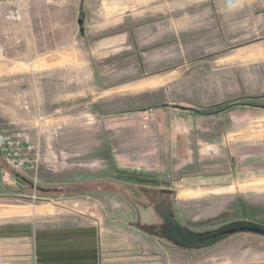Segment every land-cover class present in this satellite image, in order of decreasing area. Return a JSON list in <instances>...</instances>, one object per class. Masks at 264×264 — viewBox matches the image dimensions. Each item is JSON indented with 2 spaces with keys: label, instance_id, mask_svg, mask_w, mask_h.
<instances>
[{
  "label": "rangeland",
  "instance_id": "rangeland-1",
  "mask_svg": "<svg viewBox=\"0 0 264 264\" xmlns=\"http://www.w3.org/2000/svg\"><path fill=\"white\" fill-rule=\"evenodd\" d=\"M220 1L0 0V10L14 22L0 36V127L23 131L32 146L22 171L11 170L0 157V253L28 239L35 256L31 264H66L53 256L36 259L37 251L50 252L45 246L55 241L65 256L72 247L61 242L77 240L73 254L82 260L79 264H264L260 233L223 234L193 248L181 247L173 238L175 225L212 236L247 219L264 227V167L242 171L230 187L192 191L185 198H175L166 188L168 209L154 194L147 198L135 190L133 173L141 170L155 180L145 186L164 188L161 175L139 164L141 153L156 145L153 125L162 124L166 116L193 105L202 113L220 112L247 96L243 103L254 105L246 104L249 109L264 108V62L225 64L228 54L264 48V30L231 40L226 23L220 22L212 34L216 39H209L210 28L201 24L204 37L196 40L188 32L179 35L172 23L162 26L163 18L174 22L183 12L204 5L221 15ZM250 10L264 18V8ZM56 24L59 38L54 36ZM148 28L153 34L147 35ZM164 31L172 37L167 33L166 39L147 42ZM230 33L237 34L233 29ZM102 41L109 45L102 48ZM239 47L245 49L237 51ZM154 80L157 84L143 83ZM222 99L237 102L212 106ZM263 122L250 119L248 125L259 130ZM13 171L32 186L15 178ZM110 181L124 195L88 189L49 197L35 191V185L101 187ZM74 195L90 196L96 214H102V257L95 225L96 235L95 230L52 233L58 225L88 223L67 212L68 204L58 207L63 197ZM88 242L92 253H79L90 247L85 246Z\"/></svg>",
  "mask_w": 264,
  "mask_h": 264
},
{
  "label": "crops",
  "instance_id": "crops-1",
  "mask_svg": "<svg viewBox=\"0 0 264 264\" xmlns=\"http://www.w3.org/2000/svg\"><path fill=\"white\" fill-rule=\"evenodd\" d=\"M254 7L264 8V0H221L217 7V11L222 13L221 15L214 14L212 6L204 5L200 10L196 9L188 13L186 11L183 12L184 14H180L177 21L172 22L170 18H163L161 23H163L162 26H171L172 23V27H175V25L178 27L179 35L188 32L195 36L193 39L201 40L204 37L201 35L203 25L210 28V37L207 38L216 39L212 34H214L215 30H218L217 25L220 22H225L228 38L235 40L245 38L248 35L247 33L250 36L252 33L264 30V18L261 16V13L252 14L256 12L250 10ZM223 12L226 17H223ZM202 16L205 18H202ZM219 16L221 19H219ZM10 19L12 18L8 14L0 10V36L4 34L7 25L10 29H13L14 22ZM81 24L78 22L80 33H82ZM150 25V27H154L156 24ZM241 25L242 28L240 29L239 26ZM55 27L54 36L59 38L57 31L58 24ZM155 27L158 30V27ZM174 29L175 31L177 30L176 27ZM232 29L237 34L234 33L231 36L229 32ZM151 30V28H148L147 35H149V32L153 34ZM166 34L169 39L172 37L169 32L164 31L162 37H160L159 33L155 37L151 35L152 39L147 42H153L154 38L156 40L166 39L164 37ZM175 35L178 37L177 33ZM102 42H99V46H102V48L109 45L108 41ZM242 49L244 50L245 48L239 47L237 51ZM239 57H243V59ZM225 60L227 68L234 66V63L240 61L249 64L256 63L258 66H262L261 64L264 62V48H259L256 51L246 49L237 54V56H230L228 54ZM260 69L262 70V68ZM157 82V80H154L143 83L154 85ZM240 99H243L242 101L244 102L248 101L249 97H242ZM235 101L217 100L214 101L215 103H212V106ZM193 107L194 105L188 107V109L181 108L179 110L180 113L174 114L175 116H166L162 124L158 123L157 127L153 125V131L150 133L155 136L157 140L156 145L152 149L150 147L147 148L140 155L142 158L140 159L141 163L139 166L144 169L153 168L154 172L161 175L163 187L173 190L175 198H185L192 191L230 187L236 181H239L242 171L249 170L251 167L256 168V166L259 168L264 167V108L252 107L249 109L247 105H239V107L220 112L202 113V111H195V109H192ZM250 119L262 121V127L259 130L251 129L249 126ZM82 196L88 200H83ZM82 196L63 197L64 200L58 202L60 204L58 207L61 208L62 203L63 205L68 204L65 208L67 212L86 218L88 223H83L82 225L72 224L70 226L58 225L51 230L52 233L65 232L67 229L68 232L73 233L83 230L86 232L95 230L94 235H96V229L92 225L97 226V233L99 234L98 252H100L99 257H102V226L100 225L102 214H96L95 206L89 201L90 196ZM95 220H98L97 224ZM68 234L67 236H72L71 233ZM74 241L77 240H65L61 242L67 243L69 247H72L70 251L66 252L67 255L65 256L63 252L56 249L60 248V246H57L59 243L51 241L49 245L45 246L50 247L51 251L38 250L36 259L46 260L48 258L44 256H50V258L53 256L52 258H61L63 263L66 264H79L82 260L76 261V254H73L76 246V242ZM97 244L95 242L94 246H97ZM31 246L32 244L29 243L28 239L21 241V243H14L10 250L0 253V264H31L35 257L31 255ZM85 246L90 247L86 251H79V253L87 252L91 254V242H88V245ZM93 252L96 253V250H93ZM82 258L85 259L86 257L82 256Z\"/></svg>",
  "mask_w": 264,
  "mask_h": 264
},
{
  "label": "trees",
  "instance_id": "trees-1",
  "mask_svg": "<svg viewBox=\"0 0 264 264\" xmlns=\"http://www.w3.org/2000/svg\"><path fill=\"white\" fill-rule=\"evenodd\" d=\"M248 104L249 106H254L253 104L251 105L250 103H243V102H237V103H231L227 106H225L223 109L221 110H228L230 108H232L233 106L236 105H246ZM256 106H258L257 104H255ZM259 106H263V105H259ZM1 154V153H0ZM2 156L3 159V155L1 154L0 157ZM10 168V167H9ZM12 170V168H11ZM14 170V169H13ZM134 172V171H133ZM15 178H19L21 179L23 182L31 185L33 184L31 181H29L28 179L22 177L19 173L17 172H11ZM133 176L136 180V189L137 191H139L141 194H146V196L144 197H150L148 194H154L153 199H159L162 200V202H164L166 205L163 206L164 208L169 207V203L167 202V198L168 195L170 194V191L166 190V188H157V187H153V186H145L144 183H149V182H153L155 180H151L149 179V175L148 173H146L144 170H141V173H133ZM92 184H95V187L92 188ZM98 185V186H97ZM144 185V186H143ZM32 186V185H31ZM82 186H85L82 187ZM90 186V187H89ZM89 187V188H88ZM8 192H15L13 189L9 188V187H5ZM121 189L120 187H116V183L114 184L113 182H105L102 183V186L100 187L99 184L97 183H89V185H82V183L76 184V185H66V184H59V185H47V186H42V185H35V191L39 196H49V197H53V196H60V195H66V194H71V193H77V192H82V191H88L91 189H99L105 192H109L112 194H122L124 195V192L120 191V190H116V189ZM127 197V196H126ZM146 198V199H147ZM165 210V209H164ZM170 210V208H169ZM168 212V211H167ZM160 213V212H159ZM169 213V212H168ZM165 215V214H164ZM166 215H170L166 214ZM173 222V221H172ZM175 223V222H174ZM175 225V224H174ZM175 232H174V239H175V243H177V245L184 247V248H193V247H198L201 244H203L204 242L208 243V242H212L216 239H219L222 237L223 234H218L216 233V235L212 236L213 234H209L207 233L206 235H202L199 233L195 232H191L189 230H187V228L182 227L179 225H175ZM245 226H258L255 222L244 220V221H236L235 223L231 224L230 227H245ZM229 227V228H230ZM264 228V227H262ZM248 231V230H246ZM194 241V242H193Z\"/></svg>",
  "mask_w": 264,
  "mask_h": 264
},
{
  "label": "built area",
  "instance_id": "built-area-1",
  "mask_svg": "<svg viewBox=\"0 0 264 264\" xmlns=\"http://www.w3.org/2000/svg\"><path fill=\"white\" fill-rule=\"evenodd\" d=\"M2 55L3 49L0 47V58ZM27 137L23 131L0 127V153L4 156L7 165L14 170L22 171L27 167V154L32 149Z\"/></svg>",
  "mask_w": 264,
  "mask_h": 264
},
{
  "label": "water",
  "instance_id": "water-1",
  "mask_svg": "<svg viewBox=\"0 0 264 264\" xmlns=\"http://www.w3.org/2000/svg\"><path fill=\"white\" fill-rule=\"evenodd\" d=\"M82 19H79V24H81ZM243 230H248V231H253L256 233H260L261 235H264V229L258 228L255 226H247V227H235V228H229L227 230L221 231L220 234H232L237 231H243Z\"/></svg>",
  "mask_w": 264,
  "mask_h": 264
}]
</instances>
